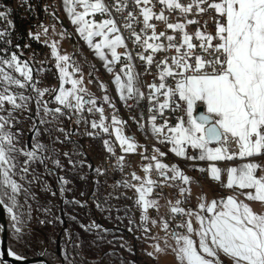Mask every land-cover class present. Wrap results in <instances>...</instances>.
Returning <instances> with one entry per match:
<instances>
[{
  "label": "snow or ice",
  "instance_id": "6c2138e0",
  "mask_svg": "<svg viewBox=\"0 0 264 264\" xmlns=\"http://www.w3.org/2000/svg\"><path fill=\"white\" fill-rule=\"evenodd\" d=\"M24 2L27 4V0ZM62 2L71 23L76 26V32L104 62L106 70L113 73L114 66L121 65L112 81L120 100L125 103L134 101L137 106L140 101H147L150 132L160 144L171 145L169 151L176 157L208 162L207 169L197 170L208 172L214 181H220L222 171H226L227 181L222 183V187L238 189L247 201L264 202V175H257L258 170L264 169L257 163L243 162L223 170L215 163L246 160L264 154V0ZM209 12L212 13L209 19L213 21V32L202 31L199 19L188 18L203 17ZM166 13H178L183 20L169 22ZM0 20L11 26L12 22L7 20L5 11H0ZM157 22L163 23L165 30L157 31ZM207 24L205 20L204 27ZM189 25H197L194 33L186 31ZM6 36L7 29L0 30V39ZM94 38L100 39L97 42ZM51 47L59 70L58 89L51 90L58 92L54 97L58 106L50 109L44 103V116L51 115L55 120L58 115L69 113H99V122L92 120L91 128L109 133L112 127L120 149L124 153H134L138 148L137 143L124 135L122 127H119L125 122L113 115L111 125L105 123L103 107L97 106L94 97L86 98L88 94L83 86V76L74 78L80 72L79 66L70 63L68 55L59 54L55 44ZM2 51L5 50L0 49ZM158 55L162 58L157 59ZM135 61L140 62L139 67L143 72L136 71ZM6 68L11 71H6ZM13 73H18L19 77ZM145 73L152 74L155 81L146 84V92L140 87L141 77ZM66 84L71 87L66 88ZM0 85L3 86L0 90V112H7L6 116L0 115V209L6 211L13 222L12 227L19 239L23 235L24 221L21 219L18 198L23 194L27 199L29 190L14 177L19 175L20 181H23L27 175H32V180H38L39 177L34 172L30 173L29 169L37 162L45 164L49 157L45 155L47 146L40 142L33 143L31 150L26 144L18 146L22 134L19 130H11L15 126L13 112L26 108L31 97L11 94L9 88L13 85L20 89L30 87L36 93L38 111L41 98L49 89L36 87L32 69L15 52L7 58L0 55ZM100 88L106 91L103 83ZM18 100L24 103H18ZM103 101L115 107L109 96L104 95ZM5 104L11 106V111L5 108ZM128 106L133 107L131 104ZM176 113L179 114L175 116V124H172L169 117ZM158 119L162 123L158 124ZM82 120L81 115L77 123ZM40 123L48 124L51 121L42 118ZM57 131L64 130L60 128ZM104 145L109 153H113V147L107 140ZM189 150H195V154L189 156ZM141 155L149 161L143 168L144 173L156 171L161 180L154 181L147 175L142 178L133 172L131 179L139 182L138 186L130 181H123V186L135 188L138 194L136 204L142 209L140 219L147 224L148 210L159 207L156 200L148 198L154 187H162L168 182H173L170 186H176L174 182L179 181L180 194H190V188L186 186L192 179L177 165L170 167L163 163L160 157L167 154L159 148H154L150 156ZM21 156L24 157L22 162L18 159ZM124 159L123 155L118 157L121 170ZM53 163L60 167L58 159ZM69 163L73 164L70 158ZM59 181L61 184L67 183L63 177ZM61 191L64 189L61 188ZM200 201L198 209L182 207L186 199L170 204L171 215L161 225L166 233L170 227L173 229L169 235L174 240L172 252L177 264H225L222 256L228 259L229 264H264V214L256 213L249 203L234 195L211 202L201 196ZM177 218L180 219L178 224L175 223ZM157 223L156 219L151 220L153 226ZM3 231L4 228L0 226V232ZM143 231L148 233L150 229L144 227ZM154 251L158 253L162 249L157 244ZM5 253L17 262L26 259L9 248L6 252L0 251V264H8L4 259ZM153 254L147 253L149 257Z\"/></svg>",
  "mask_w": 264,
  "mask_h": 264
},
{
  "label": "trees",
  "instance_id": "16d2710c",
  "mask_svg": "<svg viewBox=\"0 0 264 264\" xmlns=\"http://www.w3.org/2000/svg\"><path fill=\"white\" fill-rule=\"evenodd\" d=\"M0 11H5L7 20L12 22L9 26L6 21L0 20V30L7 29V36L0 39V49H4L8 55L15 52L19 58L28 62L24 54L26 49L30 48L32 52L43 49L42 42L35 41L31 31L45 22V13L53 17V24L62 30L70 43L75 41L62 24L64 18L54 0H27V4L24 0H0ZM74 55L72 54V57ZM44 78L51 84L58 83L54 69H51ZM43 89L49 88L43 87ZM45 103L50 109L58 106L50 89L46 92ZM44 118L51 123L37 125L34 120L31 121L32 130L36 127L33 136L37 142L48 148L45 155L49 159L42 164L46 167L44 169L46 171L47 168L55 169L59 178L63 177L67 181L64 184V191L59 194L64 197L63 213L72 232L66 244L60 243V250L64 252L62 263L56 252L57 236L62 227L49 225L39 227L49 242L44 257L52 264H157L154 256L149 257L148 252L144 250L145 241L139 233L133 201L122 197L111 198L104 201L99 209H94L87 201V195L94 186V178L87 174L90 168L88 163L81 162L77 158L80 146L79 141L68 129V124L71 122L69 116L58 115L55 120L51 115ZM60 128L64 131H57ZM65 153L68 155L65 156ZM69 158L73 164L69 163ZM56 159L60 161V167L54 165L53 160ZM93 225L98 227H92ZM30 226L35 227L33 223L26 222L25 227ZM89 228L91 230H88ZM28 233H34L35 237L30 238L27 236ZM12 235L16 236L14 230L11 231L9 248L23 257L35 255L36 250H43V236L33 230L27 231L19 239L17 236L12 238Z\"/></svg>",
  "mask_w": 264,
  "mask_h": 264
},
{
  "label": "rangeland",
  "instance_id": "374dc122",
  "mask_svg": "<svg viewBox=\"0 0 264 264\" xmlns=\"http://www.w3.org/2000/svg\"><path fill=\"white\" fill-rule=\"evenodd\" d=\"M54 3L56 7L60 10L62 13V16L64 18V25L65 28L69 30L71 33V36L74 37L75 41L74 42H69V40L64 36V33L62 30L56 25H49L45 26V22L41 25L36 27L33 31H31V36L36 37L38 36L39 39H35L37 42H42L43 44V49L38 52H32V50L26 49L24 52L26 58L28 59V62H30L31 69H32V75H33V83H35L36 87L44 90L43 87L49 88L50 93L54 94V97L58 92H53L51 91L52 89H58L59 82L54 84H51L48 82V80H45V76H47L50 72H48L47 75H40L38 73V68H43L49 63V58H54L52 55V45H56L57 52L61 55H68L71 60L70 63H73L75 65L79 66L80 71L83 73V81L85 82V88L87 89V96L89 97H94L96 100H101L100 95H99V90L100 84L105 83L106 79L104 81L105 74H108L109 72L106 70L104 67V62L99 59L95 55L94 50L89 49L87 46L86 42L80 37L79 33L76 32V26L71 23V20L69 19L67 12L64 10L63 4L59 5L58 0H54ZM62 5V6H61ZM45 29L47 31L45 32ZM97 42L100 38H94ZM0 55L7 57H10L11 54L8 55L6 51H2ZM72 54H75L74 57H72ZM109 59H110V54H109ZM21 61H23L22 58H20ZM26 61V60H25ZM27 62V61H26ZM27 62V63H28ZM51 69H54L55 74L58 77L59 80V70L56 68V65H54ZM6 71H11L9 69H5ZM72 69L70 68L69 71ZM102 71L105 73L103 74ZM90 73L92 75V83L90 82ZM17 77H19L18 73H13ZM104 75V76H103ZM38 82V83H36ZM39 83L41 85H39ZM105 85V84H104ZM2 85H0V90H2ZM66 88H70L71 85L69 84L65 85ZM100 88V89H99ZM106 88V85H105ZM107 90V89H106ZM28 91L30 93H28ZM9 92L11 94H16L19 96L20 94L26 95L31 97L29 101H27V107L18 109L13 112V116L15 117L14 124L15 126L12 127V131L16 132L19 130V132L22 134L19 136V141L20 144L18 146H23L27 145L26 141V135L32 130V125L31 119L29 117V112L34 111L35 107L38 108V105L36 104V93L30 88L27 87L25 89H20L17 86L13 85L10 86ZM45 98H46V93L45 96L41 98V106H40V114L41 118L45 119L44 113L42 110V105L45 103ZM18 103H24L23 101H17ZM55 104L57 105V102L55 101ZM5 108L11 111V106L8 104H5ZM39 114V113H38ZM0 115H7V112H0ZM18 121V122H17ZM120 127V126H119ZM124 134V133H123ZM125 135V134H124ZM107 140L104 138V141ZM110 140V141H109ZM109 145L113 147L114 151H119L122 154H131V153H124L120 147H119V142L116 141L115 139V132L111 128V135L109 136ZM103 141V142H104ZM36 138H32L31 140V145L33 143H36ZM136 142V141H135ZM105 150L106 147H104ZM137 150V149H136ZM136 152V151H135ZM21 162L23 161L24 157H19L18 158ZM243 162H253L257 163L260 168L264 169V157L262 155L254 158H247L246 160H234L231 161L228 165V167H234V166H239ZM173 164H170L169 166L171 167ZM44 165L40 163H34L31 168L29 169L30 173L34 172L36 176L39 177L38 180H32V175H27V178L23 181H20L19 175L15 176L14 179H17L18 182L22 183L25 188L29 190V197L25 199L24 195L21 194V196L18 198L19 203L21 205L19 211L21 213V219L24 221V225L22 228L23 234H26L27 231L30 230H25L28 227H25L26 222L33 223L35 227H46L47 225L49 226H54L56 228L62 227V221H61V215H60V210H61V205H62V200L63 196L59 194L61 192V188H64V184H61L59 181V176L56 173L55 169L54 172H51L50 169L52 168H47V171L44 169ZM257 175H264V171L258 170ZM222 177V176H221ZM224 177V182L226 183L227 181V173L223 174ZM32 181L31 184H29V181ZM191 184L188 185V188H190V194H193V196L190 195V200L192 202V206L194 209H198V204L201 202L200 197L203 196L208 202H211L213 199H219L212 191L211 188L202 185V190L199 192L196 189H194ZM223 188H219L218 192H222ZM227 189V188H226ZM134 192H136L134 190ZM55 193V195H53ZM62 193V192H61ZM115 195L113 198H118L116 197V193H113L111 196ZM228 195H234L236 196L239 200L244 201L245 203H249L250 207L258 214H264V202H250L245 199L243 195H241L240 191L238 189H233V190H226V196ZM138 198V194L135 193V198L130 199L131 201L134 202L135 205V211H136V216H137V221H138V226L139 228L141 227V236L145 241V251L146 252H153V256L156 258L157 264H173L172 260L174 261L175 256L174 253L172 252V246L174 245V240L171 238L170 235H166L162 231V224H161V215L158 213V217L156 220L158 221L156 226H153L151 224L152 218L149 216V222L147 224H144L143 221H141L140 217L142 215V209L136 204V200ZM158 203V202H157ZM159 205V204H158ZM30 207V211H29ZM160 209V207H159ZM160 211V210H159ZM5 214L7 216L8 224H9V230H10V238H11V231L14 230L12 227L13 222L10 220L8 217L6 211ZM193 224L194 226L196 225L195 218L193 217ZM33 228V226H30ZM147 227L150 229L148 233H145L143 231V228ZM71 228L68 225V228L64 230L63 236L64 237V242L68 241L71 237ZM27 236L30 238L35 237L34 233H28ZM12 238H16L15 235H12ZM62 241V240H61ZM10 242V239H9ZM159 245L162 251L160 252H155L154 251V245ZM26 257V256H25ZM222 259L224 260L225 264H229V261L227 258H224L222 256Z\"/></svg>",
  "mask_w": 264,
  "mask_h": 264
},
{
  "label": "built area",
  "instance_id": "2783aa9c",
  "mask_svg": "<svg viewBox=\"0 0 264 264\" xmlns=\"http://www.w3.org/2000/svg\"><path fill=\"white\" fill-rule=\"evenodd\" d=\"M187 2V0H185ZM169 22H177L178 19L183 20V17H180L179 14H169ZM212 15L211 12L204 15L203 17H196V16H189L188 18H194L200 20V27L202 31L206 32H213V21L209 19ZM45 17V26L52 25L54 23L53 17L49 13L44 14ZM99 19V17H97ZM207 20L208 24L207 27H204V21ZM197 25H189L186 28L190 34L196 31ZM165 30V26L163 23L157 22V31ZM169 34H173L171 30H167ZM127 35V33H125ZM131 47V45H130ZM118 51H123V49H118ZM135 51H139L136 49ZM160 55L157 56V59H161ZM49 63L43 68H38V73L40 75H47L49 70L56 65V59L49 58ZM137 64L136 71L143 72V69L139 67L140 62L135 61ZM121 65L117 64L114 66V72L105 74L106 83L109 88L110 93V101L112 104V100H119L121 104L125 105V108H128V114H130V121H131V129H124V124L120 125L123 129V133L131 137L134 141H136L138 148L136 152L131 154H122L119 151H114L113 153H109L107 150L104 149V138L109 140V136L111 135V128L109 133H103L99 129H92L90 126V122L95 120L99 122L100 114L93 112L88 113L87 111L80 113H69L71 122L68 124V129L71 130V133L75 139L79 141L80 150L77 153V158L81 162H86L89 165V171L87 172L88 175H91L94 178V186L92 187L91 192L87 195V201L94 209H99L103 205V202L113 198L115 195L111 196L113 193H116V197L128 198L132 199L135 198V188H127L123 186V181H130L133 184L138 186L139 182L133 181L131 179V173L135 172L142 178H145L146 175L148 178L154 181H160L161 178L159 177L156 171H152L149 174H145L143 171L144 166H146L149 161L144 159L141 155L143 153L144 156H150L153 153L154 148H159L160 151L165 152L167 155L164 157H160L161 161L165 164H175L177 165L180 170H182L185 174L190 175L195 180L208 184L214 188H223L222 191L225 193L220 192L218 198L225 197L226 195V188L222 187V179L220 181H214L210 178L208 172H200L197 169L205 168L207 169L209 164L208 162L199 161V160H189L184 158L176 157L174 153L170 152L169 149L171 145H162L159 141L151 135L150 132V122L148 120L149 113L147 112V101H144V104L133 105V107H129L128 105H132V101H128L125 103L121 101L119 98V93L116 91V86L112 83L114 79V74L119 73ZM83 76V73L80 71L76 74L74 78H79ZM84 77V76H83ZM154 76L152 74L145 73L141 77V90L147 91L146 84L153 83ZM83 86L85 87V82H83ZM28 93H30L28 91ZM86 98H89L86 96ZM98 107H103L104 109V116H105V123L111 125V117L115 115L118 119L123 121V115L117 114V109H113L110 104L105 103L104 101H97ZM87 107V106H86ZM38 108L35 107L34 111L29 112V117L33 119L37 125L41 124V114L37 110ZM66 112L68 110H65ZM39 113V114H38ZM171 114L170 115V122L175 124L176 119L175 116L178 115ZM82 115L83 120L77 123L78 118ZM135 117L136 119H132ZM83 121H88L89 123H85ZM139 121V123H137ZM158 124L162 123V120L157 121ZM92 132L93 135H88L87 133ZM98 133V134H96ZM110 141V140H109ZM147 149V151H145ZM195 150H189L188 155H194ZM123 155L124 162H123V170H121L120 165L118 164V157ZM264 155V154H262ZM92 162V167L91 163ZM237 160V159H236ZM231 161H221L215 162L218 167L222 170L227 169L228 165ZM154 163V162H153ZM99 169V171H97ZM57 173V172H56ZM226 171H222L221 176L225 174ZM58 174V173H57ZM171 175V173H169ZM59 176V174H58ZM173 182H168L162 187H154L153 192L150 194L151 197L155 198L159 202L158 209L150 208L148 210V214L150 218L156 219L158 217V213L161 215V224L164 220H167L170 213L169 205H174L177 200H185V195H181L179 191L180 182H174L176 186H170ZM64 201V197L62 200V204ZM186 203L182 204V207H185ZM160 210V211H159ZM175 223H180V219L177 218ZM172 228L168 229L166 233L165 230L162 228L164 234L169 235L172 232ZM176 231H181L180 229H176Z\"/></svg>",
  "mask_w": 264,
  "mask_h": 264
},
{
  "label": "water",
  "instance_id": "95a60500",
  "mask_svg": "<svg viewBox=\"0 0 264 264\" xmlns=\"http://www.w3.org/2000/svg\"><path fill=\"white\" fill-rule=\"evenodd\" d=\"M36 127L27 134L26 136V141H27V146L28 149H31V140L32 136L35 132ZM91 167H92V162L90 160ZM51 172H54L53 169H50ZM60 215H61V221H62V228L60 229V232L57 236V241H56V252L57 255L60 257L61 262L63 263V256L60 250V243L62 240L63 232L68 228L67 221L65 219L64 213H63V208L61 205V210H60ZM0 226L4 228L3 232L1 233L0 236V251L6 252L9 249V239H10V230H9V224L7 220V216L5 214V211L0 209ZM25 230H33L43 236L44 240V247L42 251L36 250L35 255H27L25 258V261L23 262H17L14 261L11 257H7V254L5 253L4 259L8 261V264H52L50 261H48L45 257L44 254L48 251V239L47 237L43 234L42 230L36 227H28Z\"/></svg>",
  "mask_w": 264,
  "mask_h": 264
},
{
  "label": "crops",
  "instance_id": "0c3cea01",
  "mask_svg": "<svg viewBox=\"0 0 264 264\" xmlns=\"http://www.w3.org/2000/svg\"><path fill=\"white\" fill-rule=\"evenodd\" d=\"M59 1V5L60 4H63V2H62V0H58ZM62 6V5H61ZM23 61H25L24 59H23ZM29 65V67H31V65L30 64H28ZM102 73L104 74V72L102 71ZM104 76V75H103ZM92 75H90V78H89V80H90V82L92 83ZM104 81H105V77H104ZM58 82H59V80H58ZM84 82V81H83ZM105 85H106V91L105 90H103V89H100L99 90V95H100V98H101V100H97V101H103V96L104 95H107V96H109V98H110V93H109V88H108V85H107V83L105 82L104 83ZM69 86H70V84H69ZM112 104H114V105H124V104H121V102H119V100H112ZM263 157H264V155H262ZM168 165H170V164H168ZM187 176H189L191 179H192V182L190 183L192 186H195V187H193L194 189H196L197 191H201L202 190V185H204V186H207V187H209V188H211L212 189V191H213V193L218 197V195H219V192H218V190H219V188H214V187H212V186H210V185H208V184H205V183H201V182H199V181H197V180H195L193 177H191L190 175H188V174H186ZM223 177V176H222ZM223 181L222 182H224V178L222 179ZM179 182V181H178ZM186 187H188V185L186 186ZM218 189V190H217ZM136 193V192H135ZM190 195L191 196H193V194H189V193H186L185 194V199L187 200V202H186V205H185V209H188V208H192V209H194V207L192 206V202H191V200H190ZM149 199H153V200H156L157 202H158V200L157 199H155V198H153V197H151V196H149L148 197ZM158 204H159V202H158ZM149 215V214H148ZM139 227V226H138ZM139 233H140V235H141V227L139 228ZM142 237V236H141ZM64 240V237L62 238V243L63 244H65V242L63 241ZM69 240V239H68ZM144 240V239H143ZM146 247V246H145ZM149 253V252H148ZM63 254H64V252H63ZM155 258V257H154ZM155 260H156V258H155ZM157 262V261H156ZM172 262H173V264H177V261H176V259H174V261L172 260Z\"/></svg>",
  "mask_w": 264,
  "mask_h": 264
},
{
  "label": "bare ground",
  "instance_id": "6f19581e",
  "mask_svg": "<svg viewBox=\"0 0 264 264\" xmlns=\"http://www.w3.org/2000/svg\"><path fill=\"white\" fill-rule=\"evenodd\" d=\"M139 104H144V100L140 101ZM132 105H135L134 101H132ZM113 109H117V114L123 115V121L125 122L124 129H131V121H130V114H128V108H125V105H115Z\"/></svg>",
  "mask_w": 264,
  "mask_h": 264
},
{
  "label": "flooded vegetation",
  "instance_id": "af4514ba",
  "mask_svg": "<svg viewBox=\"0 0 264 264\" xmlns=\"http://www.w3.org/2000/svg\"><path fill=\"white\" fill-rule=\"evenodd\" d=\"M61 253H62V255H63V251H62Z\"/></svg>",
  "mask_w": 264,
  "mask_h": 264
}]
</instances>
